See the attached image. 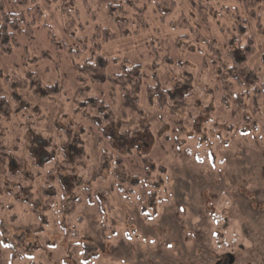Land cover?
I'll list each match as a JSON object with an SVG mask.
<instances>
[{"label": "rangeland", "instance_id": "1", "mask_svg": "<svg viewBox=\"0 0 264 264\" xmlns=\"http://www.w3.org/2000/svg\"><path fill=\"white\" fill-rule=\"evenodd\" d=\"M125 1L51 0L48 4L37 0L43 16L34 25L35 40L22 37L21 47L11 55L0 52V77L37 74L44 83L59 82L67 99L61 106L55 102L42 105V113L48 122L61 112L70 114L77 90L72 58L50 42L48 33L71 43L64 21L75 18L74 11L76 22L82 25L81 31L75 28L72 32L79 31L77 39L90 37L95 26L114 30L109 6L118 7ZM137 1L148 31L105 43L100 55L126 60L145 69L146 75L160 76V68L148 56V46L154 40L170 42L182 33L159 21L153 0ZM174 1L178 9L172 17L187 13V0ZM214 2L243 12L241 0ZM43 52L48 59L34 61ZM112 67L116 66L111 64L108 72ZM162 77L170 79L171 75ZM0 84L7 88L4 81ZM210 89L206 98L197 95L190 114L187 105L182 108L176 118L182 128L178 133H170L173 122L165 109L159 110L141 96L145 113L141 124L147 134L120 145H139L140 153L148 156L145 162L118 154L100 159L102 143L97 134L74 114L75 122L90 132L83 138L85 155L72 152L86 157L76 175L78 182L73 183L78 188L72 190L68 181L63 182L65 194L60 184L59 189L53 182L47 186L42 169L34 183L23 185L35 198H22L19 203L16 193L6 190L9 183L0 182V264H207L222 253L236 252L247 259L264 251V101L254 106L246 100L243 108L230 105L226 109L223 94L213 97ZM113 108L127 128L138 125L122 105ZM148 126L153 128L154 146ZM165 135L167 139L161 140ZM112 156L121 158V168ZM45 159L42 155L39 163ZM46 166L51 168V162ZM115 174L124 181L118 182ZM46 187L56 193L49 201L39 194ZM96 198L102 200L101 212ZM72 200H79L74 208H70Z\"/></svg>", "mask_w": 264, "mask_h": 264}, {"label": "trees", "instance_id": "2", "mask_svg": "<svg viewBox=\"0 0 264 264\" xmlns=\"http://www.w3.org/2000/svg\"><path fill=\"white\" fill-rule=\"evenodd\" d=\"M241 1L243 12L221 7L214 0H187V13L172 17L178 9L174 0H153L159 21L182 33L170 42L154 40L148 46V56L153 66L160 68V76L156 73L146 75L145 69L129 65L126 60H109L100 55L103 44L148 31L149 25L137 0H126L118 7L109 6L114 30L95 26L92 35L83 39L76 38L82 25L76 22L77 12L74 11L75 18L64 21L66 38L69 41L70 35L72 45V41L58 40L48 33L50 42L72 58L77 90L72 99L75 107L71 108L70 114L61 112L48 122L42 113V105L55 102L61 106L67 99L59 82L44 83L37 74L0 77V82L4 81L7 86L0 84V182L9 183L6 190L16 193L15 199L19 203L23 202L22 198L33 200L31 191L23 185L34 183L43 169L46 170L47 186L53 182L58 188L60 184V190L66 194L62 183L68 181L76 191L77 184L74 186L73 183L78 182L76 175L86 159L83 138L88 130L83 124L96 133L102 143L99 144L102 149L100 159L102 155L118 154L147 161L148 156L140 153L139 145H120L147 134L141 124L145 122V113L141 110V101L145 98L159 110H163L160 107L165 109L173 122L170 133L182 129L181 122L176 120L182 108L187 105L186 113L190 114L188 110L195 108L194 99L198 94L206 98L208 88L213 97L218 92L223 94L222 106L226 109L230 105L243 108L246 100H251L250 105L258 106L260 100L264 101V0ZM45 2L49 4L51 0ZM37 3V0H0V52L11 55L21 47L22 37L35 40L34 25L43 16ZM69 8L72 7L69 5ZM75 28L79 31L72 33ZM41 59H48L46 52L34 61ZM111 64L116 67L108 72ZM173 72L177 74L172 75ZM166 74L171 78L162 77ZM118 105L131 113L129 118H137L138 125L134 129L118 121L113 110ZM74 114L83 124L75 122ZM146 128L154 146L153 128ZM90 132L86 134L90 135ZM166 139L167 135L161 138ZM73 151L84 155H74ZM42 155L46 159L40 164ZM119 159L114 157L115 165L121 168ZM48 162H51V168H46ZM115 177L118 182L124 181L116 174ZM42 191L39 189V194L47 201L56 195L54 189L46 187ZM96 199L101 212L102 200ZM78 201L72 200L70 208ZM48 204L44 210L48 209Z\"/></svg>", "mask_w": 264, "mask_h": 264}, {"label": "flooded vegetation", "instance_id": "3", "mask_svg": "<svg viewBox=\"0 0 264 264\" xmlns=\"http://www.w3.org/2000/svg\"><path fill=\"white\" fill-rule=\"evenodd\" d=\"M207 264H264V251H259L254 258L242 259L236 252L222 253Z\"/></svg>", "mask_w": 264, "mask_h": 264}]
</instances>
